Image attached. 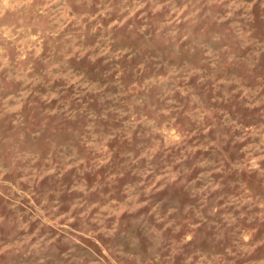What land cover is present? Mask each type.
<instances>
[{"label": "rangeland", "instance_id": "obj_1", "mask_svg": "<svg viewBox=\"0 0 264 264\" xmlns=\"http://www.w3.org/2000/svg\"><path fill=\"white\" fill-rule=\"evenodd\" d=\"M0 264H264V0H0Z\"/></svg>", "mask_w": 264, "mask_h": 264}]
</instances>
